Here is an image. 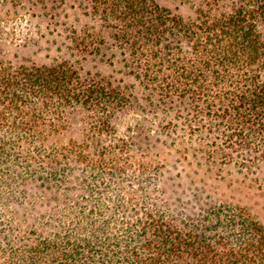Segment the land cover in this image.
Instances as JSON below:
<instances>
[{
    "label": "trees",
    "instance_id": "trees-1",
    "mask_svg": "<svg viewBox=\"0 0 264 264\" xmlns=\"http://www.w3.org/2000/svg\"><path fill=\"white\" fill-rule=\"evenodd\" d=\"M28 1L45 22L37 34L62 55L48 65L0 57L2 264H264V225L245 210L172 213L179 200L164 199L154 169L123 165L126 149L93 154L88 133L64 134L79 115L98 140L107 109L134 103L82 72L96 56L121 64L152 109L203 121L220 139L205 150L210 163L259 170L264 182V0H187L186 18L156 0H81L94 22L81 30L57 19L63 0Z\"/></svg>",
    "mask_w": 264,
    "mask_h": 264
},
{
    "label": "rangeland",
    "instance_id": "rangeland-1",
    "mask_svg": "<svg viewBox=\"0 0 264 264\" xmlns=\"http://www.w3.org/2000/svg\"><path fill=\"white\" fill-rule=\"evenodd\" d=\"M12 1L0 0L1 59L12 63L51 64L62 55L57 48L60 42L54 43L55 39L46 35L47 30L42 31L45 34L43 37L37 34V26L43 27L45 22L40 21L42 17L32 16L25 9L29 5L28 0H15L18 3L14 5ZM53 1L54 5L61 2ZM156 1L173 11L177 10L184 18L192 16L187 0ZM61 4L64 10L57 18L60 23L73 24L78 30L85 25L93 26L94 22L84 15V1L63 0ZM64 13H67L66 18ZM62 29L63 26L57 27L59 35ZM95 29L98 30L97 26ZM81 67L82 72L99 73L110 79L112 87H118L122 94H133L135 99L126 108L111 105L107 109L110 111L109 133L99 136V141L97 138L91 140L92 131L87 124L80 122L79 115L74 117L77 121L70 120L65 137L81 139L88 133L93 154L106 151L115 156L126 149V154L117 155L123 165L125 163L133 168L144 166L149 171L154 169L156 185L164 199L168 198L169 202L179 200L174 207L166 206L172 213L185 214L191 211L194 204L201 210L229 205L234 210H245L264 225V182L259 170L246 175L239 167L221 164L216 157L210 163L205 150L215 141L218 145L220 139L215 134H205L201 127L203 121L190 122L184 116L177 117L174 112L164 114L152 109L142 90L136 87L137 82L126 78L123 67L117 62L112 66L105 65L99 57L89 56ZM96 117L97 114L94 115Z\"/></svg>",
    "mask_w": 264,
    "mask_h": 264
}]
</instances>
